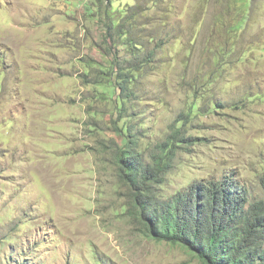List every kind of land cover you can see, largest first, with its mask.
Wrapping results in <instances>:
<instances>
[{"label":"rangeland","instance_id":"rangeland-1","mask_svg":"<svg viewBox=\"0 0 264 264\" xmlns=\"http://www.w3.org/2000/svg\"><path fill=\"white\" fill-rule=\"evenodd\" d=\"M138 58L143 148L179 119L192 138L165 196L232 177L264 199V0H0V264H202L143 235L112 161L109 63Z\"/></svg>","mask_w":264,"mask_h":264},{"label":"trees","instance_id":"trees-1","mask_svg":"<svg viewBox=\"0 0 264 264\" xmlns=\"http://www.w3.org/2000/svg\"><path fill=\"white\" fill-rule=\"evenodd\" d=\"M125 19L129 18L120 21ZM117 20L116 16L107 18L113 33L120 22ZM141 63L140 58L109 63L122 98L120 117L125 114L123 126L115 127L121 143L113 151L112 161L120 184L128 190L133 219L145 237L180 245L202 264H264V199L251 201L248 190L237 180L231 177L195 182L165 196L162 187L175 168L179 151L189 147L192 138L178 126L182 122L179 119L163 141L143 148L147 132H136L123 108L131 100L129 85L134 81V69ZM123 64L128 69H122ZM195 107L193 102L189 113Z\"/></svg>","mask_w":264,"mask_h":264}]
</instances>
